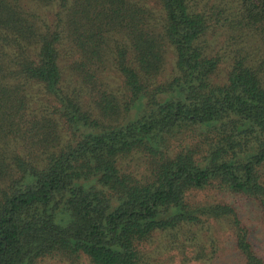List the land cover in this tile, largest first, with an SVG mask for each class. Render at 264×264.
<instances>
[{
	"label": "trees",
	"instance_id": "1",
	"mask_svg": "<svg viewBox=\"0 0 264 264\" xmlns=\"http://www.w3.org/2000/svg\"><path fill=\"white\" fill-rule=\"evenodd\" d=\"M194 132L206 149L170 153ZM262 168L264 0H0V264H142L202 217H229L242 264H264L234 208L190 203L219 187L264 222Z\"/></svg>",
	"mask_w": 264,
	"mask_h": 264
},
{
	"label": "rangeland",
	"instance_id": "2",
	"mask_svg": "<svg viewBox=\"0 0 264 264\" xmlns=\"http://www.w3.org/2000/svg\"><path fill=\"white\" fill-rule=\"evenodd\" d=\"M25 5L44 18H50L56 11L55 6L43 8L28 1L25 2ZM226 37L227 35L224 34L219 38L212 39L214 48L220 46ZM244 39H239L238 42ZM250 42V44L253 43L252 37ZM65 55L64 64L67 65L72 59L69 57L68 51L65 52ZM166 56L167 63L157 78L158 83L167 81L174 74V54L169 50ZM108 75L112 76L109 80L113 84L118 83L114 73L108 72ZM220 75L221 78H224L222 72ZM203 137L198 132H194L172 139L169 143V151L175 154L187 146L193 147L199 144L206 149L207 147L205 148L202 143ZM147 161L149 158L133 159L127 164L130 170L143 172L147 167ZM261 170L264 171V168ZM190 203L225 204L234 208L241 224L248 230L254 251L264 258L263 215L259 205L254 200L241 193H233L226 189L209 186L206 189L190 192ZM235 236V229L229 217H209L207 221L202 217L201 223L196 222L194 225H184L172 232L155 234L153 239L144 244L142 248L144 253L142 264H242V259L236 250ZM79 256L73 260L62 259L61 257L46 258L39 264H90L86 257Z\"/></svg>",
	"mask_w": 264,
	"mask_h": 264
}]
</instances>
